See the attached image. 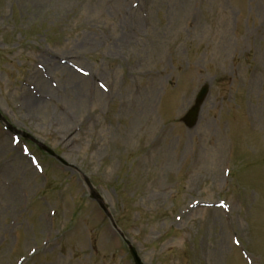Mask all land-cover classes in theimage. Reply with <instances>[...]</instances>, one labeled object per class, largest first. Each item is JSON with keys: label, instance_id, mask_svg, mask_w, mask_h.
<instances>
[{"label": "rangeland", "instance_id": "374dc122", "mask_svg": "<svg viewBox=\"0 0 264 264\" xmlns=\"http://www.w3.org/2000/svg\"><path fill=\"white\" fill-rule=\"evenodd\" d=\"M0 112L67 164L0 125V264H133L83 177L144 264H264V0H0Z\"/></svg>", "mask_w": 264, "mask_h": 264}, {"label": "bare ground", "instance_id": "6f19581e", "mask_svg": "<svg viewBox=\"0 0 264 264\" xmlns=\"http://www.w3.org/2000/svg\"><path fill=\"white\" fill-rule=\"evenodd\" d=\"M39 52L41 55L39 54L40 55L39 62H37L36 64H38L37 65L38 71L41 73V77L44 81L47 80L48 69L52 71L58 68L66 67L67 65L68 67L72 68V70L77 75L81 76L85 80H89V82L91 81L92 85L94 87H97L98 90H100L104 96H111V95L112 97L114 96L111 89L107 85H105L101 79H99L98 77H92V74L89 71H87L84 67L74 63L76 62L75 60L79 58V55H75L71 53L64 55H57L52 52L47 53L42 50H40ZM42 85H45L44 82H42ZM101 85H103V87H101ZM25 97L28 100L27 104L29 105L35 104V102H38L39 101L38 99H40V97H35L34 99L30 98L27 92L25 93Z\"/></svg>", "mask_w": 264, "mask_h": 264}, {"label": "water", "instance_id": "95a60500", "mask_svg": "<svg viewBox=\"0 0 264 264\" xmlns=\"http://www.w3.org/2000/svg\"><path fill=\"white\" fill-rule=\"evenodd\" d=\"M208 89H209V86L206 84L204 85L200 92L198 93V95L196 96V99H195V104L194 106L189 110V112L186 114V116L184 118L181 119V122L185 124V126L188 128V129H192L196 123H197V120H198V117H199V112H200V108H201V105L203 104V101L204 99L206 98L207 94H208ZM0 121L3 122V119L1 118L0 116ZM8 128L10 130H12L13 132H15L16 134H20L19 132L13 130L11 127L8 126ZM21 136L25 139V140H31L27 135L25 134H21ZM39 148L46 152L48 155H50L51 157H55L53 155V153L51 151H49L47 148L39 145ZM86 184L87 186L90 188L91 190V194H92V197L94 199H96L98 202L99 201V197L93 192L91 186L89 185V183L86 181ZM127 245L129 246V244L127 243ZM129 251H130V254L132 256V259L134 261V264H142L139 260V258L137 257L136 255V252L133 248H131L129 246Z\"/></svg>", "mask_w": 264, "mask_h": 264}, {"label": "snow or ice", "instance_id": "6c2138e0", "mask_svg": "<svg viewBox=\"0 0 264 264\" xmlns=\"http://www.w3.org/2000/svg\"><path fill=\"white\" fill-rule=\"evenodd\" d=\"M101 87H103V85H101Z\"/></svg>", "mask_w": 264, "mask_h": 264}]
</instances>
